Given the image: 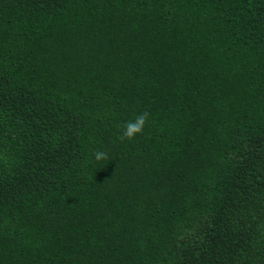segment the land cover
<instances>
[{
    "label": "trees",
    "instance_id": "obj_1",
    "mask_svg": "<svg viewBox=\"0 0 264 264\" xmlns=\"http://www.w3.org/2000/svg\"><path fill=\"white\" fill-rule=\"evenodd\" d=\"M0 264H264V0H0Z\"/></svg>",
    "mask_w": 264,
    "mask_h": 264
},
{
    "label": "clouds",
    "instance_id": "obj_2",
    "mask_svg": "<svg viewBox=\"0 0 264 264\" xmlns=\"http://www.w3.org/2000/svg\"><path fill=\"white\" fill-rule=\"evenodd\" d=\"M149 119V113L144 111L140 114L135 115V117L127 121L123 126L122 134L118 137L121 141L127 139L132 140L137 135L142 134L145 125ZM93 156L96 161H102L108 159L107 153L103 151H95Z\"/></svg>",
    "mask_w": 264,
    "mask_h": 264
}]
</instances>
